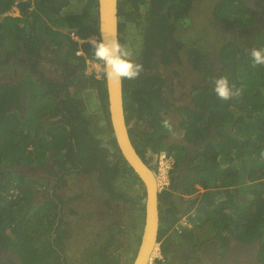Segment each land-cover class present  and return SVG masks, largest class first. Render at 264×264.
Segmentation results:
<instances>
[{
  "label": "trees",
  "instance_id": "trees-1",
  "mask_svg": "<svg viewBox=\"0 0 264 264\" xmlns=\"http://www.w3.org/2000/svg\"><path fill=\"white\" fill-rule=\"evenodd\" d=\"M17 1L0 0V250L20 264H121L126 244L132 257L123 264H131L145 193L115 144L101 70H86V61L97 62L85 42L98 37L97 0H74L86 1L78 13L67 10L73 0H33L20 11L22 26L23 17L7 15ZM117 10L118 40L138 43L132 52L143 66L136 79L122 82L131 143L152 169L162 152L174 160L169 186L158 194L162 260L154 264H170L179 238L193 250L215 239L218 253L230 239L257 241L264 263V65L254 66L250 56V49L264 48V0H117ZM181 49L204 80L185 102L172 97V82L161 73L181 59ZM5 69L16 72L11 80H2ZM220 76L241 95L219 99L213 81ZM173 131L177 142H170ZM17 166L43 170L27 176ZM72 175L93 177L104 213L119 204L132 219L137 212L125 242L126 226L116 218L103 225L93 211L84 223L98 232L70 259L66 217L80 195L56 192ZM43 190L50 195L36 202ZM183 218L191 228L180 225Z\"/></svg>",
  "mask_w": 264,
  "mask_h": 264
},
{
  "label": "rangeland",
  "instance_id": "rangeland-1",
  "mask_svg": "<svg viewBox=\"0 0 264 264\" xmlns=\"http://www.w3.org/2000/svg\"><path fill=\"white\" fill-rule=\"evenodd\" d=\"M24 1H29L31 4L33 2V0L32 1L24 0ZM85 3L86 1L83 3L81 2L78 3L73 0V2L71 3V6H69L67 10L69 12L71 11L72 13L81 12L85 6ZM142 10L145 11V8H143ZM7 15H11L14 17H23L21 16L20 11L16 7H13L7 13ZM23 19H24V22H21L20 26L24 25L27 21V18L23 17ZM219 32L220 33L222 32L221 34L225 35L223 30ZM90 38H95L96 40H98L95 36H92ZM90 38L86 39V41H88ZM137 45L138 43H135L133 44V47H129V45L127 44V47L131 51L133 49V52H134ZM179 55H181V59L180 60L174 59L173 64H171L167 70L161 73L164 76H166L165 78L168 82L169 81L172 82V88L175 91L172 97L181 99V102H185L189 99L191 86L193 84H202L204 80L201 74H198V70L193 69L194 65L192 66V64L190 63V59L188 57V50L181 49L179 51ZM17 57L18 55H16V58ZM13 61L14 60H12V62ZM11 66H13V64H10V67ZM86 70L88 74L90 73L97 74L100 70V65L98 62L86 61ZM19 71L20 72L23 71L22 67L21 69H19ZM12 73L16 74V72L12 69L9 72L7 69H5V75L2 77V80L3 81L11 80ZM49 74L50 76L53 75V73H49ZM97 78H99L98 75H97ZM39 106L41 109L42 104H40ZM91 115L97 116L98 113H96L95 111H91ZM168 116H169V119L173 122L177 118V116L172 113H169ZM177 141H179V136L177 134V131H173L170 137V142H177ZM151 165L152 166L154 165L155 167V156H154V160L151 162ZM47 166L48 164L46 163L44 167H47ZM15 168L17 171L24 173L27 176L39 175L41 171L43 170L42 168L41 169H37V168L36 169H32V168L25 169V167H21V166H17ZM92 181H93L92 176H85V175L73 176L72 175L70 178H68V184L66 187H63L59 190H57L58 187L56 188L57 190L56 193L62 197H65V199L70 198L74 195H80V197L75 202H70L68 205L71 209H73L72 211L75 212L76 214L75 213L70 214L69 217H66V221L68 222L70 220V222L72 223L70 225V259L72 258L74 259L75 257H77L84 249H86L85 247L87 245L88 247L90 246V242L94 239V232H96L97 229L93 230L92 228L87 227L88 221L84 223L86 221L85 219L86 214L88 215L89 213L93 211H94L93 213H97V218L101 221V224L103 225H107V222L109 220H111L112 218H116L118 221H120V223H122L123 226H126L125 228L126 235L121 238L122 241L125 242L126 239L129 237V234L131 233V229L128 228L129 226L127 224H129L128 221L132 219V216L129 215V213L125 212L123 208H120V204L115 207L113 214L108 215L106 211L104 213L103 212L104 208L98 204L97 199H99V197L96 194L97 192H95L94 187L90 186ZM53 187L55 186L52 180L50 188L52 189ZM196 189H198L199 192L202 191L199 187H196ZM49 192L51 191L43 190L41 193H39L40 199H37L36 202L43 201L42 199H45L48 195H50ZM137 218H138L137 212H134V216L132 220L135 221L133 222V224L135 225L138 223V221L136 220ZM75 222H77V224H75ZM85 227L87 228L85 229ZM79 228L85 229L83 239L80 238L81 233H80ZM86 230L89 231L91 235H88L86 233ZM125 251H126V244L120 251V263L121 264L125 262L127 263L130 257H132V255L130 256V254H126Z\"/></svg>",
  "mask_w": 264,
  "mask_h": 264
},
{
  "label": "water",
  "instance_id": "water-1",
  "mask_svg": "<svg viewBox=\"0 0 264 264\" xmlns=\"http://www.w3.org/2000/svg\"><path fill=\"white\" fill-rule=\"evenodd\" d=\"M19 11L30 7L27 1L15 4ZM98 41L118 39L117 0H97ZM107 101V114L110 129L119 154L134 175L139 179L145 193L143 223L138 246L131 264H153L156 259L154 248L159 249V203L156 177L150 165L145 164L133 147L123 107L122 83L116 84L104 79ZM158 256V255H157Z\"/></svg>",
  "mask_w": 264,
  "mask_h": 264
},
{
  "label": "clouds",
  "instance_id": "clouds-1",
  "mask_svg": "<svg viewBox=\"0 0 264 264\" xmlns=\"http://www.w3.org/2000/svg\"><path fill=\"white\" fill-rule=\"evenodd\" d=\"M21 1L24 0H19L16 3ZM184 23L187 24L188 21L186 20ZM79 41L81 42H77H83L82 40ZM85 42L90 45L92 56L99 63L102 76L107 81L120 84L124 79H136L143 71L142 64L136 61L133 52L128 47L121 44L118 39H105L104 37L98 41L95 38H90L88 41L85 40ZM77 54H81V52L78 51ZM250 56L254 66L264 65V48L250 49ZM213 91L219 99L229 100L233 97H239L242 89L236 88L235 85L230 84L227 76H220L213 81ZM162 124L163 127L171 130L172 126L168 120H164ZM159 254L158 249V256ZM158 256L155 260H160Z\"/></svg>",
  "mask_w": 264,
  "mask_h": 264
},
{
  "label": "flooded vegetation",
  "instance_id": "flooded-vegetation-1",
  "mask_svg": "<svg viewBox=\"0 0 264 264\" xmlns=\"http://www.w3.org/2000/svg\"><path fill=\"white\" fill-rule=\"evenodd\" d=\"M216 243L215 241L209 243L210 251L214 252L217 249ZM233 243L230 239L228 247L221 252L223 262L216 263L215 261V264H264L259 260V243L257 241L244 245L239 243L237 246L236 244L232 245ZM0 261L4 264H20L17 255L11 251L0 250Z\"/></svg>",
  "mask_w": 264,
  "mask_h": 264
},
{
  "label": "crops",
  "instance_id": "crops-1",
  "mask_svg": "<svg viewBox=\"0 0 264 264\" xmlns=\"http://www.w3.org/2000/svg\"><path fill=\"white\" fill-rule=\"evenodd\" d=\"M180 225L185 226L186 228H191L190 225L187 224L186 218L181 219ZM231 240L234 242L232 245L236 244L237 246L240 243L234 239ZM213 241L216 242L215 239H210L207 242L200 244L196 250H193L183 241L182 238H179L177 243L179 245L176 246V248L172 247L168 261L170 264H215V261L216 263H222L224 260L221 255L222 253H218L217 250L214 252L209 250V243Z\"/></svg>",
  "mask_w": 264,
  "mask_h": 264
},
{
  "label": "built area",
  "instance_id": "built-area-1",
  "mask_svg": "<svg viewBox=\"0 0 264 264\" xmlns=\"http://www.w3.org/2000/svg\"><path fill=\"white\" fill-rule=\"evenodd\" d=\"M71 37L74 40H77V38L74 36V34H71ZM78 42H81L77 40ZM174 166V160L170 155H167L166 153L162 152L158 154L155 157V170L154 174L157 181V190L158 192H161L163 190H166L170 183V173ZM158 259H162L161 256H158Z\"/></svg>",
  "mask_w": 264,
  "mask_h": 264
},
{
  "label": "bare ground",
  "instance_id": "bare-ground-1",
  "mask_svg": "<svg viewBox=\"0 0 264 264\" xmlns=\"http://www.w3.org/2000/svg\"><path fill=\"white\" fill-rule=\"evenodd\" d=\"M155 181H156V179H155ZM156 185H157V181H156ZM157 255H158L157 248L156 249L154 248V254L152 256L157 257Z\"/></svg>",
  "mask_w": 264,
  "mask_h": 264
}]
</instances>
